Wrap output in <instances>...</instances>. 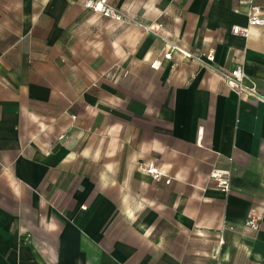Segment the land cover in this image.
<instances>
[{
	"label": "crops",
	"instance_id": "obj_1",
	"mask_svg": "<svg viewBox=\"0 0 264 264\" xmlns=\"http://www.w3.org/2000/svg\"><path fill=\"white\" fill-rule=\"evenodd\" d=\"M83 1L0 0V264H264V101L144 29L264 97V0H109L136 26Z\"/></svg>",
	"mask_w": 264,
	"mask_h": 264
},
{
	"label": "built area",
	"instance_id": "obj_2",
	"mask_svg": "<svg viewBox=\"0 0 264 264\" xmlns=\"http://www.w3.org/2000/svg\"><path fill=\"white\" fill-rule=\"evenodd\" d=\"M83 7L86 10L97 13L103 18L110 19L115 23H125L134 26L139 25L133 17L117 6L111 4L109 0H84ZM246 18L247 26H264V9L256 4L250 3L246 9ZM144 29L157 36L163 42L162 57L164 60H171L172 55L177 53L181 58L185 60H193L199 67L211 71L237 96L255 98L264 101V97L258 91L257 83L246 74L244 67L241 64H237L228 70L215 68L211 65V62L214 60V54L212 51L191 54L175 46L167 37L158 34V27L149 26ZM231 33L236 36L245 37L247 36L248 28L234 26L231 28ZM158 66L159 64H157V62L151 64V67L153 68ZM229 163H231V161H229ZM137 169L140 172L148 174L156 181L164 178L163 172L153 162L139 163ZM230 176L231 166L228 164L224 169H213L209 177L211 181L215 183L216 189L219 192L227 194L230 190ZM169 181V179L164 180L165 184H168ZM260 220L261 214L250 212L243 221L242 227L256 233L259 230Z\"/></svg>",
	"mask_w": 264,
	"mask_h": 264
}]
</instances>
